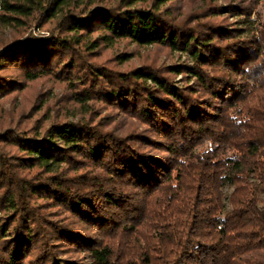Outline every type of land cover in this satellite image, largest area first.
<instances>
[{
	"label": "trees",
	"instance_id": "1",
	"mask_svg": "<svg viewBox=\"0 0 264 264\" xmlns=\"http://www.w3.org/2000/svg\"><path fill=\"white\" fill-rule=\"evenodd\" d=\"M114 1L0 0V29H20L0 103L43 78L69 90L59 117L0 129V264H264V17L243 38L179 19V0ZM123 41L192 63L100 60ZM102 106L144 128L106 130Z\"/></svg>",
	"mask_w": 264,
	"mask_h": 264
},
{
	"label": "rangeland",
	"instance_id": "2",
	"mask_svg": "<svg viewBox=\"0 0 264 264\" xmlns=\"http://www.w3.org/2000/svg\"><path fill=\"white\" fill-rule=\"evenodd\" d=\"M113 2L115 3L116 1L113 0ZM225 5L248 9L247 13L251 14L240 16L225 12L224 10L222 14H218L219 12H216V7ZM172 8L179 19L183 20L188 18L191 21V26L205 24L206 22H215L217 24H223L230 29L243 27V38L250 36L251 30L258 23L255 21L260 19V15L264 17V2H257L255 0H179ZM198 18L199 21L197 20ZM245 19L246 22H243ZM34 23H36L44 34H47L50 27H52L51 23H47L45 17H41ZM19 30L14 28L0 29V46L18 35ZM122 52H130L129 57L131 58L129 62L124 64V69L149 64L168 70L167 68L171 65L192 63V59L186 53L172 51L161 46L139 47L129 41L121 42L114 49L105 50L103 52L104 56L100 60L105 61L115 54ZM10 71L13 73L15 70L11 69ZM15 72L18 73L17 71ZM171 77L180 86L193 83V80L190 81V78L185 76V74H172ZM68 92L67 85L54 78H43L28 83L20 91L11 92L0 103V129L8 126L16 127L17 121V126L28 128L37 117L44 113L46 107H51L49 112H51L52 118L59 117L60 115L58 113L61 112V108L58 107L61 105L62 95H69ZM44 102H46V106L39 112H36ZM113 111L115 113V108L108 109L106 106H102L94 113L96 115L94 119L96 121L101 120L106 130H112L115 127L114 130L122 132L133 127H138L139 129L144 128L143 125L132 120L133 118L129 119L120 114H112ZM13 149L11 148V151Z\"/></svg>",
	"mask_w": 264,
	"mask_h": 264
}]
</instances>
